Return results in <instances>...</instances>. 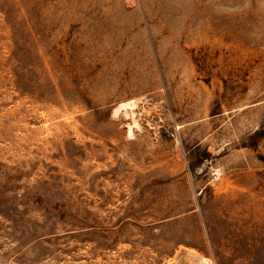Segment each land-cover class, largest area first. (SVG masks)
Here are the masks:
<instances>
[{"label":"rangeland","instance_id":"obj_1","mask_svg":"<svg viewBox=\"0 0 264 264\" xmlns=\"http://www.w3.org/2000/svg\"><path fill=\"white\" fill-rule=\"evenodd\" d=\"M0 264H264V0H0Z\"/></svg>","mask_w":264,"mask_h":264},{"label":"bare ground","instance_id":"obj_2","mask_svg":"<svg viewBox=\"0 0 264 264\" xmlns=\"http://www.w3.org/2000/svg\"><path fill=\"white\" fill-rule=\"evenodd\" d=\"M133 108H134V103H122L120 106H118V108L116 109V111H121V110H123V112H127V111H131V114L132 115H134V113H133ZM114 109V110H115ZM115 111V112H116ZM119 111V112H120ZM114 112V111H113ZM116 114V113H115ZM132 123L133 124H135V126H136V121H135V119H134V117L132 118ZM129 132H131V129H130V127H129ZM130 134V133H129Z\"/></svg>","mask_w":264,"mask_h":264}]
</instances>
